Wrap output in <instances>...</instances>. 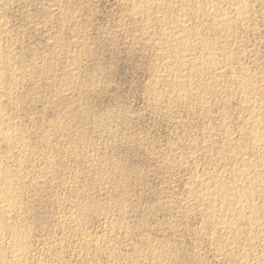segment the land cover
I'll return each mask as SVG.
<instances>
[{"label":"rangeland","instance_id":"rangeland-1","mask_svg":"<svg viewBox=\"0 0 264 264\" xmlns=\"http://www.w3.org/2000/svg\"><path fill=\"white\" fill-rule=\"evenodd\" d=\"M142 1L150 0H0V27L4 28L0 29V69L4 71L0 72L4 73L0 76L3 83V86L0 83V97H3L0 99V126L7 128L10 134L14 131L12 141L16 139L14 143L0 135V141L1 138L6 141L3 145L0 142V165L17 172L13 181L22 180V183L13 184L14 188L19 185L16 190L20 189L16 192L13 188V194L16 197L22 195V198L17 197L21 202L17 204L19 207L6 214L1 212L0 205V217L3 216L0 220L6 218L8 225L5 230L8 233L0 232L4 262L9 261L10 252L7 251L17 239L21 245H26H22L26 260L22 258L20 264L22 261L23 264H264V224L261 228L251 226L245 220H234V212L240 207L234 203L230 208L236 209L232 210L233 214L229 211L232 215L227 212L225 219L234 222V227L240 230L235 229L236 236H242L238 239L229 235L228 227L218 224V211L221 209L222 214L225 211L217 201L219 187H216L218 182L225 184L226 181L225 185L232 182L245 189L246 186L240 184L245 176L258 175L254 173L256 170L264 174V0H239L241 3L238 0H213L214 4L212 0H185L188 4L184 0H151L144 6ZM204 2H208L209 8ZM218 2L219 5L215 4ZM232 5H235L234 9ZM241 6L246 10L240 9ZM143 7L146 10H142ZM199 13L204 16L206 13L207 19ZM211 25L212 28L217 26L216 29ZM192 32L196 34L192 36ZM203 38L206 40H201ZM185 39H191V46ZM183 41L188 43L187 46ZM198 42L200 45L196 44ZM203 51L208 53L203 54ZM224 52L229 54L228 57ZM183 55H187L188 61ZM208 55L212 57L209 60ZM182 59L187 64L181 62ZM210 60L216 64L212 65ZM207 62L211 64L209 67ZM199 64L201 68H198ZM214 65L216 68L212 67ZM171 66L182 70H178L177 75V70ZM245 79L244 85L242 80ZM247 84L252 87L248 89L255 91L247 89L248 92ZM200 87L201 91L197 90ZM7 93H14L12 99ZM15 133L21 137H16ZM258 133L263 135L260 145L253 142V135ZM260 159L263 164H259L262 163ZM252 163L256 168H250ZM203 177L210 179L203 181ZM205 189L207 195L208 191L213 193L208 195L211 199L204 197ZM263 190H253L255 195L250 196L257 202L252 205L261 210L260 217L264 215ZM213 202L215 206H211ZM258 204L262 209L257 207ZM17 210H23V213ZM23 214L25 216L21 218ZM18 217L22 219L21 223ZM215 224H218L217 228ZM18 227H23L22 232ZM222 229L226 234L221 232ZM241 230L247 231L245 236ZM10 234H14L13 240ZM7 238L10 239L7 241ZM10 241L12 243H8ZM234 242L239 245L238 249ZM222 243H226L225 247ZM216 246L221 247L222 253Z\"/></svg>","mask_w":264,"mask_h":264},{"label":"bare ground","instance_id":"bare-ground-1","mask_svg":"<svg viewBox=\"0 0 264 264\" xmlns=\"http://www.w3.org/2000/svg\"><path fill=\"white\" fill-rule=\"evenodd\" d=\"M147 1H148V0H147ZM153 1H155V0H153ZM156 1H157V0H156ZM159 1H160V0H159ZM182 1H183V0H182ZM186 1H187V0H186ZM206 1H207V0H206ZM208 1H209V0H208ZM210 1H211V0H210ZM214 1H215V0H214ZM217 1H218V0H217ZM219 1H220V0H219ZM234 1H235V0H234ZM238 1H239V0H238ZM241 1H242V0H241ZM142 2H143V1H142ZM148 2H151V0L148 1ZM148 2H147V3H146V2H143V6H144L145 4H148ZM169 2H171V1H169ZM169 2H168V3H169ZM184 2H185V0H184ZM184 2H183V3H184ZM199 2H200V1H199ZM211 2H213V0H212ZM211 2H209V3H211ZM235 2H236V1H235ZM239 2H240V1H239ZM243 2H244V0H243ZM130 3H131V2H130ZM140 3H141V2H140ZM155 3H156V2H155ZM181 3H182V2H181ZM185 3H187V2H185ZM192 3H193V2H192ZM200 3H203V2L201 1ZM205 3H206V5H207L208 2H204V4H205ZM240 3H241V2H240ZM133 4H134V3H133ZM175 4H176V3H175ZM187 4H188V3H187ZM195 4H196V3H195ZM198 4H199V3H198ZM198 4H197V5H198ZM204 4H203V5H204ZM211 4H212V3H211ZM211 4H210V6H211ZM213 4H214V2H213ZM213 4H212V5H213ZM215 4L219 5V2H218V3H215ZM236 4H237V3H236ZM244 4H246V3H244ZM150 5L153 6L152 3H151ZM150 5H147V6L149 7ZM165 5H166V4H165ZM197 5H196V6H197ZM203 5H200V7L203 6ZM206 5H205V6H206ZM226 5H227V4H226ZM237 5H239V4H237ZM162 6H163V5H162ZM162 6H161V7H162ZM205 6H203V8H204ZM213 6H214V5H213ZM233 6H235V5H232V7H233ZM246 6H247V5H246ZM249 6H250V5H249ZM137 7L139 8V6H137ZM141 7H142V6H141ZM141 7H140V8H141ZM174 7H175V6H174ZM181 7H182V6H181ZM181 7H180V8H181ZM185 7H186V5H185ZM200 7H198V8L200 9ZM207 7H208V5H207ZM207 7H206V9H207ZM217 7H218V6H217ZM236 7H237V6H236ZM238 7H239V6H238ZM241 7H242V6H241ZM143 8H144V7H143ZM146 8H147V7H146ZM168 8H169V7H168ZM172 8H173V7H172ZM180 8H179V9H180ZM183 8H184V7H183ZM183 8H182V10H181V9H180V10L183 11V10L185 9V8H184V9H183ZM196 8H197V7H196ZM208 8H209V7H208ZM187 9H188V8H187ZM191 9H192V8H191ZM213 9H215V8L212 7V10H213ZM217 9H218V8H217ZM217 9H216V11L214 10V11L216 12V14H215V12H214L215 15H217V13H218V10H217ZM221 9H222V8H221ZM221 9H220V10H221ZM233 9H234V7H233ZM233 9H232V10H233ZM240 9H243V7L240 8ZM244 9L246 10V8H244ZM244 9H243V10H244ZM142 10H146V9L144 8V9H142ZM173 10L175 11V9H173ZM177 10H178V9H177ZM185 10H186V9H185ZM197 10H198V9H197ZM202 10H203V9H202ZM209 10H211V9H209ZM212 10H211V11H212ZM222 10H223V9H222ZM228 10H229V9H228ZM235 10H236V8H235ZM238 10H239V8H238ZM138 11H139V10H138ZM148 11H149V10H148ZM167 11H168V10H167ZM203 11H204V10H203ZM203 11H202V13H203ZM207 11H208V10H207ZM207 11H206V12H207ZM233 11H234V10H233ZM239 11H240V10H239ZM170 12H171V10H170L168 13L170 14ZM175 12H176V11H175ZM178 12H179V10H178ZM183 12L185 13V11H183ZM186 12H187V11H186ZM188 12H189V11H188ZM190 12H191V11H190ZM194 12H196V9H195ZM194 12H193V13H194ZM200 12H201V11H200ZM204 12H205V11H204ZM208 12H209V11H208ZM224 12H225V11H224ZM224 12H223V13H224ZM237 12H238V11H237ZM240 12H241V11H240ZM243 12H245V11H243ZM172 13H174V12L172 11ZM176 13H177V12H176ZM193 13H192V15H193ZM211 13H212V12H211ZM226 13H227V12H226ZM229 13H230V12H229ZM232 13H233V12H232ZM144 14H145V13H144ZM177 14H178V13H177ZM188 14H189V13H188ZM197 14H198V13H197ZM199 14H201V13H199ZM149 15H150V14H149ZM171 15H172V14H171ZM171 15H170V16H171ZM201 15H202V14H201ZM201 15H200V16H201ZM207 15L209 16V14H207ZM210 15H211V14H210ZM219 15H220V14H219ZM223 15H224V14H223ZM227 15H228V14H227ZM239 15H240V14H239ZM244 15H245V14H244ZM136 16H137V15H136ZM179 16H180V15H179ZM182 16H183V15H182ZM185 16H186V14H185ZM193 16H194V15H193ZM196 16H197V15H196ZM203 16H204V15H202V17H203ZM211 16H212V15H211ZM221 16H222V15H221ZM224 16H225V15H224ZM228 16H230V14H229ZM245 16H246V15H245ZM152 17H153V16H152ZM171 17H172V16H171ZM173 17H174V15H173ZM173 17H172V18H173ZM176 17H177V15H176ZM176 17H174V18H176ZM198 17H199V16H198ZM216 17H218V16H216ZM234 17H236V16H234ZM240 17H241V16H240ZM194 18H195V16H194ZM200 18H201V17H200ZM204 18L207 19V17H206V13H205ZM204 18H203V19H204ZM208 18H209V17H208ZM213 18H214V16H213ZM218 18H219V17H218ZM222 18H223V16H222ZM225 18H226V16H225ZM245 18H246V17H245ZM153 19H154V18H153ZM155 19H156V18H155ZM157 19H158V18H157ZM164 19H165V18H164ZM177 19H179V18H177ZM180 19H181V18H180ZM182 19H183V17H182ZM182 19L179 20V22H180V21L182 22ZM196 19H197V18H196ZM210 19H212V18L210 17ZM210 19H209V20H210ZM220 19H221V18H220ZM235 19H236V18H235ZM237 19H238V18H237ZM237 19H236V20H237ZM241 19H242V18H241ZM167 20H168V19H167ZM169 20H170V19H169ZM186 20H187V19H186ZM199 20H200V19H199ZM230 20H231V19H230ZM230 20H229V21H230ZM245 20H246V19H245ZM155 21H156V20H155ZM176 21H177V20H176ZM197 21H198V19H197ZM212 21H213V20H212ZM214 21H216L215 18H214ZM217 21H219V20H217ZM229 21H227V22H229ZM242 21H243V20H242ZM150 22H151V21H150ZM171 22H172V21H171ZM179 22H178V23H179ZM181 22H180V23H181ZM188 22H189V21H188ZM188 22H187V24H188ZM200 22H201V20H200ZM206 22H207V21H206ZM223 22H224V23H223ZM223 22H222V23H223V25H224L226 21L223 20ZM237 22H238V21H237ZM163 23H164V22H163ZM176 23H177V22H176ZM183 23H184V22H183ZM183 23H181V24L183 25ZM195 23H196V22H195ZM222 23H221V25H220L221 27L223 26ZM197 24H198V23H197ZM204 24H205V23H204ZM208 24H209V23H208ZM216 24H217V22H216ZM227 24H228V23H227ZM230 24H231V21H230ZM174 25H176V24H174ZM174 25H173V26H174ZM185 25H186V22H185ZM185 25H184V26H185ZM205 25H207V24H205ZM209 25H210V24H209ZM212 25H213V24H212ZM212 25H211V28H212ZM217 25H218V24H217ZM0 26H1V25H0ZM144 26H145V24H144ZM179 26H180V25H179ZM215 26H216V25H215ZM224 26H225V25H224ZM228 26H230V25H228ZM231 26H232V24H231ZM2 27H3V26H2ZM168 27H169V26H168ZM175 27H176V26H175ZM182 27H183V26H182ZM191 27H192V26H190V29H191ZM216 27H217V26H216ZM216 27H213V28L216 29ZM176 28H177V27H176ZM178 28L181 29V27H178ZM185 28H186V26H185ZM193 28H194V27H193ZM213 28H212V29H213ZM224 28H226V27H224ZM0 29H4V28H1V27H0ZM165 29H166V28H165ZM171 29H174V28H171ZM196 29H199V28L197 27ZM208 29H209V28H208ZM217 29H219V28H217ZM221 29H222V28H221ZM221 29H220V30H221ZM232 29H233V26H232V28H231L230 30H232ZM163 30H164V29H163ZM166 30H168V29H166ZM169 30H170V27H169ZM183 30H184V29H183ZM185 30H186V29H185ZM192 30H193V29H192ZM222 30H223V29H222ZM226 30H228L227 32H229V29H226ZM0 31H1V30H0ZM170 31H171V30H170ZM178 31H181V30H178ZM186 31H187V30H186ZM186 31H185V32H186ZM194 31L197 32L196 30H194ZM205 31H206V30H205ZM208 31H209V30H208ZM211 31H212V30H211ZM214 31H215V33H216L217 30H214ZM223 31H225V29H224ZM165 32H166V31H165ZM173 32H174V31H173ZM176 32H177V31H176ZM182 32H183V31H182ZM187 32H188V31H187ZM198 32H199V31H198ZM227 32H225V34H226ZM169 33H170V32H169ZM169 33H168V34H169ZM171 33H172V32H171ZM171 33H170V35H171ZM208 33H209V32H208ZM215 33H214V34H215ZM218 33H220V32H218ZM221 33L223 34V32H221ZM229 33H230V32H229ZM229 33H227V35H229ZM166 34H167V33H166ZM166 34H162V35H166ZM168 34H167V35H168ZM172 34H173V33H172ZM174 34H175V32H174ZM176 34H177V33H176ZM176 34H175V35H176ZM178 34H179V33H178ZM186 34H187L186 36L188 37V33H186ZM192 34H193V32H192ZM195 34H196V33H194L192 36H194ZM211 34H212V33H211ZM182 35H183V34H182ZM189 35H190V34H189ZM197 35H198V34H197ZM197 35L195 36V38H198ZM199 35H200V33H199ZM201 35H202V34H201ZM0 37H1V35H0ZM168 37H169V36H168ZM171 37H172V36H171ZM178 37H179V36H177V38H178ZM205 37H206V36H205ZM232 37H233V35H232ZM161 38H162V37H161ZM181 38H182V37H181ZM185 38H186V37H185ZM188 38H189V37H188ZM191 38H192V37H191ZM2 39H3V38H2ZM170 39H171V38H170ZM170 39H169V40H170ZM172 39H173V38H172ZM172 39H171V40H172ZM175 39H176V38H175ZM179 39H180V37L178 38V40H179ZM199 39H200V38H199ZM199 39H198V40H199ZM171 40H170V41H171ZM185 40H187V39H185ZM189 40H191V39H189ZM189 40H187L188 43H189ZM192 40H193V39H192ZM194 40H195V39H194ZM198 40H197V41H198ZM201 40H206V39L203 38V39H201ZM180 41H181V40H180ZM199 41H200V40H199ZM217 41H218V40H217ZM0 42H1V41H0ZM160 42H161V41H160ZM171 42H172V41H171ZM171 42H169V43H171ZM175 42H177V41L175 40ZM185 42H186V41H183V43H185ZM205 42H206V44L208 45V43H207L208 40L205 41ZM163 43H164V42H163ZM188 43H187V44H188ZM193 43H194V42H193ZM201 43H202V42H201ZM203 43H204V42H203ZM187 44L185 43L186 46H187ZM196 44H199V42L196 43ZM210 44H211V43H209V45H210ZM212 44H213V43H212ZM0 45H1V44H0ZM161 45H163V44H161ZM165 45H166V44H165ZM177 45H178V44H177ZM179 45H180V42H179ZM185 45H184V46H185ZM189 45H190V43H189ZM199 45H200V44H199ZM216 45H217V44H216ZM218 45H219V44H218ZM173 46H174V45H173ZM180 46H181V45H180ZM180 46H179V47H180ZM186 46H185V48H186ZM190 46H191V45H190ZM202 46L204 47L205 45L202 44ZM202 46H201V48H202ZM210 46H212V45H210ZM193 47H194V46H193ZM197 47H198V46H197ZM167 48H169V49L171 50V47H167ZM174 48H175V47H174ZM181 48H182V47H181ZM206 48H207V47H205V49H206ZM212 48H214V50H215V47H214V46H213ZM217 48H218V47H217ZM169 49H168V50H169ZM172 49H173V48H172ZM183 49H184V48H183ZM188 49H190V48H188ZM188 49H187V50H188ZM191 49H192V48H191ZM199 49H200V48H199ZM202 49H203V48H202ZM208 49H209V47H208ZM218 49H219V48H218ZM218 49L216 50L217 52H218ZM4 50H5V49H4ZM8 50H9V49H8ZM168 50H167V51H168ZM170 50H169V51H170ZM174 50H176V49H174ZM174 50H172V51H174ZM178 50L181 51V49H178ZM206 50H207V49H206ZM219 50H220V49H219ZM223 50H224V49H223ZM182 51H186V50H182ZM182 51H181V52H182ZM193 51H194V50H193ZM193 51H192V53H193ZM3 52H4V51H3ZM159 52H160V51H159ZM174 52H175V51H174ZM213 52H214V54H215V51H213ZM222 52H223V51H222ZM1 53H2V52H1ZM162 53H163V52H162ZM176 53H177V52H176ZM183 53H184V52H183ZM186 53H187V52H186ZM189 53H190V52H189ZM192 53H191V54H192ZM205 53H208V52L206 51ZM205 53H204V51H203V54H205ZM209 53L211 54V51H209ZM224 53H225V52H224ZM231 53H232V52H231ZM6 54H8V53H6ZM200 54H201V53H200ZM210 54H209V55H210ZM214 54H213V55H214ZM218 54H219V53H217V55H218ZM225 54H227V53H225ZM233 54H234V53H233ZM2 55H3V54H2ZM187 55H188V54H187ZM187 55H185V57H186ZM195 55H196V54H195ZM195 55L193 54L192 56H195ZM209 55H208V60H209L210 58H212V57H211L212 54H211L210 58H209ZM217 55H216V56H217ZM222 55L224 56V54H221V56H222ZM228 55H229V54H227V57H228ZM4 56H5V54H4ZM160 56H161V55H160ZM177 56H178V55H177ZM216 56H213V58H214V57L216 58ZM221 56H220V57H221ZM0 57H1V56H0ZM8 57H9V56H8ZM161 57H162V56H161ZM169 57H171V59H174V57H172V56H169ZM182 57H184V55H183ZM182 57L179 56V58H182ZM185 57H184V59H185ZM196 57H197V55H196ZM227 57H226V58H227ZM230 57H233V56L231 55ZM230 57H229V59H230ZM167 58H168V56H167ZM222 58H223V57H222ZM224 58H225V57H224ZM235 58H236V57H235ZM6 59H7V58H6ZM12 59H13V58H12ZM177 59H178V57H177L176 59H174V60L177 61ZM184 59H182L181 62H183ZM188 59H190V57H189ZM195 59H196V58H195ZM206 59H207V58H206ZM206 59H205V60H206ZM232 59H234V58H231L230 60H232ZM0 60H1V59H0ZM3 60H4V59H3ZM168 60H169V59H168ZM179 60H180V59H179ZM190 60H191V59H190ZM190 60H189V61H190ZM202 60H203V59H202ZM202 60H201V61H202ZM208 60H207V61H208ZM218 60H219V59H218ZM218 60H217V61H218ZM227 60H228V59H227ZM11 61H12V60H11ZM176 61H175V62H176ZM185 61H188L187 58L185 59ZM185 61H184V62H185ZM192 61H193V59H192ZM198 61H199V60H198ZM198 61H197V62H198ZM213 61H214V60H210V62L212 63V65H213V64H216V63H213ZM217 61H215V62H217ZM228 61H229V60H228ZM4 62H6V61H4ZM8 62H9V61H8ZM166 62H168V61H166ZM184 62H183V63H184ZM197 62L195 61V63H197ZM199 62H200V61H199ZM199 62H198V63H199ZM202 62H203V61H202ZM202 62H201V64H202ZM2 63H3V61H2ZM169 63H170V62H169ZM177 63H178V62H177ZM185 63H186V62H185ZM190 63H191V61H190ZM5 64H6V63H5ZM173 64H174V61H173ZM180 64H181V63H180ZM186 64H187V63H186ZM186 64H184L185 67L187 66ZM192 64H193V62H192ZM203 64H204V63H203ZM207 64H208V62H207ZM207 64H206V65H207ZM1 65H4V64H1ZM170 65H172V64H170ZM188 65H189V64H188ZM197 65H198V64H197ZM209 65H211V64L209 63V64H208V67H209ZM175 66H176V65H175ZM175 66H171V67H172V68H175ZM191 66H192V65H191ZM202 66H203V65H202ZM5 67L8 68L9 65L7 66V64H6ZM5 67H4V68H5ZM13 67H14V66H13ZM168 67H169V66H168ZM168 67H166V68L169 69ZM178 67H179V66H177V68H178ZM194 67H196V66L194 65ZM203 67H204V66H203ZM203 67H202V69H203ZM212 67L216 68L215 65L212 66ZM212 67H211V68H212ZM220 67H221V66H220ZM1 68H2V70H3V67H2V66H1ZM182 68H183V66H182ZM198 68H201V65H200V64H199V67H198ZM9 69H10V68H9ZM11 69H12V68H11ZM170 69H171V68H170ZM175 69H176V68H175ZM186 69H187V67H186ZM192 69H193V67H192ZM208 69H209V68H208ZM212 69H213V68H212ZM219 69H221V68H219ZM219 69H218V70H219ZM223 69H224V68H223ZM225 69H227V68H225ZM233 69H234V68H233ZM14 70H15V69H14ZM14 70H13V72H14ZM23 70H24V69H23ZM173 70H174V69H173ZM176 70H177V69H176ZM176 70H174V71H176ZM178 70H180V68H178ZM178 70H177L176 74L179 72ZM181 70H182V69H181ZM181 70H180V71H181ZM196 70H197V69H195V72H196ZM199 70H200V69H199ZM199 70H198V71H199ZM203 70H204V69H203ZM206 70H207V68H206ZM210 70H211V69H210ZM210 70H209V71H210ZM215 70H216V69H215ZM240 70H241V69H240ZM5 71H7V69H6ZM170 71H172V69H171ZM192 71H193V70H192ZM198 71H197V72H198ZM221 71H222V70H221ZM221 71H220V72H221ZM224 71H225V70H224ZM0 72H4V71H1V69H0ZM17 72H18V71H16L15 73H17ZM200 72H201V71H200ZM203 72H204V71H202L201 73H203ZM212 72H213V71H212ZM212 72H211V73H212ZM218 72H219V71H218ZM231 72H232V71H231ZM10 73H11V72H10ZM10 73H9V74H10ZM18 73H19V72H18ZM18 73H17V75H18ZM20 73H21V72H20ZM192 73H194V72H192ZM192 73H190V75H191ZM207 73H208V72H207ZM213 73H214V72H213ZM234 73H235V72H234ZM0 74H1V73H0ZM3 74H4V73H2L0 76H2ZM21 74H22V73H21ZM180 74H181V73H180ZM194 74H195V73H194ZM197 74H198V73H197ZM203 74H205V73H203ZM203 74H202V76H203ZM208 74H210V73H208ZM214 74H216V73H214ZM214 74H212L213 77L215 76ZM217 74H218V73H217ZM217 74H216V75H217ZM219 74H220V73H219ZM229 74H230V73H229ZM246 74H247V73H246ZM7 75H8V74H7ZM7 75H6V76H7ZM11 75H12V74H10V77H11ZM15 75H16V74H14V76H15ZM177 75H178V74H177ZM190 75H189V76H190ZM195 75H196V74H195ZM181 76H182V75H181ZM208 76H209V75H208ZM208 76H206V77H208ZM252 76H253V75H252ZM3 77H4V76H3ZM12 77H13V75H12ZM15 77H16V76H15ZM17 77H18V76H17ZM20 77H21V76H20ZM175 77H176V76H175ZM197 77H198V76H197ZM213 77H212V78H213ZM215 77H218V76H215ZM4 78H5V77H4ZM18 78H19V77H18ZM18 78H17V80H18ZM176 78H177V77H176ZM181 78H182V77H181ZM210 78H211V75H210ZM236 78H237V77H236ZM0 79L2 80L1 77H0ZM172 79H173V78H172ZM178 79H179V77H178ZM178 79H177V80H178ZM200 79H201V78H200ZM4 80H5V79H4ZM10 80H11V79H10ZM198 80H199V79H198ZM237 80H238V79H237ZM12 81H13V80H12ZM172 81H173V80H172ZM178 81H179V80H178ZM194 81H196V80H194ZM249 81H250V79H249ZM249 81H248V82H249ZM17 82H18V81H17ZM203 82H204V81H203ZM242 82H243V83L246 82V79H245V81L242 80ZM242 82H241V83H242ZM0 83H2V81H0ZM12 84H13V83H12ZM12 84H11V85H12ZM168 84H169V83H168ZM175 84H176V83H175ZM178 84H179V83H178ZM190 84H191V83H190ZM200 84H201V83H200ZM203 84H204V83H203ZM238 84H239V83H238ZM245 84H246V83H244V85H245ZM250 84H253V83H250ZM17 85H18V84H17ZM172 85H173V83H172ZM180 85H182V84H180ZM205 85H206V84H205ZM205 85H204V86H205ZM207 85H208V84H207ZM253 85H254V84H253ZM257 85H258V84H257ZM2 86H3V83H2ZM2 86H1V87H2ZM178 86H179V85H178ZM208 86H209V85H208ZM214 86H215V85H214ZM233 86H234V85H233ZM238 86H239V87H242V84H241V85H238ZM1 87H0V88H1ZM182 87H183V86H182ZM182 87H181V88H182ZM201 87H202V86H201ZM201 87H200L199 89H197V90H200ZM245 87H246V90H247L248 88H252V87H250V85H248V84H247V86H245ZM254 87H255V86H254ZM263 87H264V86H263ZM176 88H177V86H176ZM183 88H184V87H183ZM196 88H197V87H196ZM211 88H213V87H211ZM235 88H236V87H235ZM255 88H256V87H255ZM257 88H258V87H257ZM2 89H4V88H2ZM5 89H6V88H5ZM9 89H10V88H8L7 90L9 91ZM11 89H13V88L11 87ZM16 89H17V88H16ZM174 89H175V86H174ZM185 89H187V87H185ZM190 89H191V88H190ZM192 89H193V87H192ZM202 89H203V88H202ZM207 89H209V87H207ZM241 89H243V88H241ZM241 89H240V90H241ZM188 90H189V89H188ZM204 90H205V89H204ZM234 90H235V89H234ZM248 90H250V89H248ZM248 90H247V91H248ZM251 90H254V89H251ZM251 90H250V91H251ZM256 90H257V89H256ZM4 91H5V90H4ZM12 91H13V90H12ZM175 91H176V90H175ZM179 91H181V90L179 89ZM183 91H184V90H183ZM200 91H201V90H200ZM241 91H242V90H241ZM254 91H255V90H254ZM0 92H1V91H0ZM5 92H6V91H5ZM5 92H3V93H5ZM10 92H11V90H10ZM15 92H16V90H15ZM192 92H193V91H192ZM197 92H198V91H197ZM197 92H196V94H197ZM203 92H204V91H203ZM205 92H206V91H205ZM209 92H210V91H209ZM211 92H213V91H211ZM211 92H210V93H211ZM242 92H243V91H242ZM244 92H245V90H244ZM248 92H249V91H248ZM180 93H181V92H180ZM187 93H188V91H187ZM194 93H195V88H194ZM250 93H251V92H250ZM250 93H245V94H250ZM7 94H11V96H10V95L8 96V97L10 98V97L13 96L14 93H13V94H12V93H7ZM178 94H179V92H178ZM181 94H183V93H181ZM190 94H193V93H190ZM245 94H244V96H245ZM253 94H254V93H253ZM2 95H3V94H2ZM4 95H6V94H4ZM4 95H3V96H4ZM15 95H16V94H15ZM171 95H172V94H171ZM205 95H206V94H205ZM213 95H214V94H213ZM241 95H242V94H241ZM251 95H252V94H250L249 96H251ZM6 96H7V95H6ZM181 96H182V95H181ZM181 96H180V97H181ZM186 96H187V95L185 94L184 97H182V98L185 99ZM188 96L190 97V95H188ZM196 96H198V94H197ZM201 96H202V95H201ZM203 96H204V95H203ZM254 96H255V95H254ZM8 97H7V98H8ZM170 97H171V96H170ZM199 97H200V96H199ZM247 97H248V96H246V98H247ZM251 97H253V96H251ZM1 98H3V97L1 96L0 99H1ZM193 98H194V97H193ZM200 98H201V97H200ZM213 98H214V97H213ZM246 98H245V99H246ZM253 98H254V97H253ZM10 99H12V98H10ZM10 99H9V101H11ZM14 99H15V98H14ZM14 99H13V100H14ZM243 99H244V97H243ZM248 99H249V97H248ZM250 99H251V98H250ZM3 100H4V99H3ZM178 100H179V99H178ZM195 100H196V99H195ZM210 100H211V99H210ZM246 100H247V99H246ZM246 100H245V101H246ZM251 100H252V99H251ZM0 101H1V100H0ZM4 101H5V100H4ZM14 101H15V100H14ZM14 101H13V102H14ZM179 101H180V100H179ZM248 101H250V100H248ZM5 102H6V101H5ZM201 102H202V101H201ZM207 102H208V101H207ZM196 103H197V102H196ZM202 103L204 104V102H202ZM246 103H247V102H246ZM199 104H200V103H199ZM247 104H249V102H248ZM247 104H246V105H247ZM256 104H257V103H256ZM8 105H9V104H8ZM200 105H201V104H200ZM239 105H240V104H239ZM249 105H250V104H249ZM5 106H6V105H5ZM252 106H253V105H252ZM0 108H1V107H0ZM246 108H247V107H246ZM253 108H254V107H253ZM253 108H252V109H253ZM243 109L245 110V108H243ZM247 110H248V109H247ZM0 111H1V110H0ZM207 111H208V110H207ZM1 112H2V111H1ZM1 112H0V113H1ZM222 112H223V111H222ZM208 113H209V112H208ZM226 113H227V111H226ZM246 113H247V112H246ZM253 113H254V112H253ZM224 114H225V113H224ZM227 114H228V113H227ZM1 115H2V114H1ZM3 116H4V115H3ZM10 116H11V115H10ZM219 116H220V115H219ZM246 116H247V115H246ZM253 116H254V115H253ZM1 117H2V116H1ZM8 118H9V117H8ZM10 118H12V117H10ZM219 118H220V117H219ZM0 119H1V118H0ZM3 119H4V118H3ZM258 119H259V118H258ZM247 120H248V119H247ZM248 121H249V120H248ZM0 122H1V120H0ZM2 122H3V120H2ZM7 122H8V121H7ZM224 122H225V121H224ZM251 122L253 123V121H251ZM255 122H256V121H255ZM257 122H258V121H257ZM9 123H10V122H9ZM243 123H244V122H243ZM3 124L6 125L7 123H6V124L3 123ZM3 124H1V125H3ZM224 124H225V123H224ZM253 124H255V123H253ZM7 125H8V124H7ZM9 125H10V124H9ZM12 126H13V125H12ZM248 126H249V125H248ZM251 126H252V125H251ZM259 126H260V124H259ZM259 126H258V127H259ZM5 127H7V126H5ZM8 127H10V126H8ZM14 127H15V126H14ZM221 127H223V126H221ZM224 127H225V125H224ZM256 127H257V126H256ZM260 127H262V126H260ZM12 128H13V127H12ZM12 128L10 127V129H12ZM218 128H219V127H218ZM247 128H248V127H247ZM254 128H255V127H254ZM254 128H253V126H252V130H254ZM262 128H263V127H262ZM8 129H9V128H8ZM15 129H16V128H15ZM224 129H225V128H224ZM240 129H241V127H240ZM257 129H258V128H257ZM13 130H14V128H13ZM16 130H17V129H16ZM252 130H250V131H252ZM261 130H263V129H261ZM10 131H11V130H10ZM211 131H212V130H211ZM259 131H260V130H259ZM263 131H264V130H263ZM11 132L14 133V131H11ZM15 132H16V131H15ZM215 132H216V131H215ZM12 133H11V134H12ZM246 133H247V132H246ZM259 133H260V132H259ZM259 133H258V135H256V134L253 135V142H254V143H258V145H260L259 142L262 140L261 137L264 135V134H263V135L261 136ZM11 134H10L9 130H7V128L4 129V128H1V126H0V135H1L2 138L6 139L7 141H12V136H11ZM15 134H16L17 136L14 135V137H15V136H16V137H18V136L21 137L20 134H19V135H18L17 133H15ZM252 134H254V133H252ZM252 134H251V135H252ZM261 134H262V133H261ZM25 135H26V134H25ZM251 135H249V136H251ZM259 135H260V136H259ZM249 136H248V137H249ZM14 137H13V139H14ZM16 137H15V138H16ZM223 137H224V136H223ZM2 138H1V141H2ZM226 138L228 139L229 137H226ZM245 139H246V138H245ZM14 140L16 141V139H14ZM224 140H226V139H224ZM242 140H243V139H242ZM247 140H248V139H247ZM249 140H250V139H249ZM1 141H0V142H1ZM15 141H12V142L15 143ZM21 141H22V139H21ZM21 141H20V142H21ZM25 141H26V140H24V142H25ZM228 141H229V139H228ZM228 141L226 140L227 143H229ZM230 141H231V140H230ZM251 141H252V139H251ZM251 141H250V143H251ZM3 142H6V141H5V140L2 141V145H3ZM12 142H11V143H12ZM242 142H243V141H242ZM261 142H262V141H261ZM261 142H260V143H261ZM14 143H13V144H14ZM234 143H235V142H234ZM236 143H237V142H236ZM250 143H249V144H250ZM263 143H264V140H263ZM263 143H262V144H263ZM18 144H19V142H18ZM21 144H22V143H21ZM241 144H242V143H241ZM10 145H11V144H10ZM22 145H23V144H22ZM213 145H214V144H213ZM221 145H222V144H221ZM223 145H224V144H223ZM225 145H226V144H225ZM230 145H231V144H230ZM238 145H239V144H238ZM242 145H243V144H242ZM246 145H247V144H246ZM263 145H264V144H263ZM6 146H7V145H6ZM16 146H17V145H16ZM20 146H21V145H20ZM23 146H24V145H23ZM23 146H22V149H23ZM252 146H254V145L252 144ZM261 146H262V145H261ZM13 147H14V145H13ZM226 147H228V146L226 145ZM254 147H255V146H254ZM19 148H20V147H19ZM27 148H28V147H27ZM228 148H229V147H228ZM228 148H227V149H228ZM262 148H263V146H262ZM8 149H9V148H8ZM223 149H225V146H224ZM223 149H222V151L224 152ZM230 149H231V148H230ZM234 149H235V148H234ZM244 149H245V147H244ZM246 149H247V148H246ZM258 149H259V148H258ZM258 149H256V150H258ZM0 150H1V149H0ZM10 150H12V149H10ZM25 150H26V149H25ZM28 150H29V148H28ZM225 150H226V149H225ZM254 150H255V148L253 149V151H254ZM7 151H8V150H7ZM15 151H17V150H15ZM29 151H30V150H29ZM226 151H227V150H226ZM238 151H239V150H238ZM244 151H245V150H244ZM259 151H260V150H259ZM5 152H6V151H5ZM219 152H220V150H219ZM223 152H222V154L225 153V152H224V153H223ZM231 152H232V151H231ZM0 153H1V152H0ZM18 153H19V152H18ZM217 153H218V152H217ZM244 153H245V152H244ZM246 153H247V152H246ZM27 154H28V153H27ZM5 155H6V154H5ZM7 155H8V154H7ZM230 155H231V154H230ZM238 155H239V154H238ZM246 155H247V154H246ZM250 155H251V154H250ZM260 155H261V154H260ZM217 156H218V155H217ZM222 156H223V155H222ZM226 156H227V155H226ZM263 156H264V155H263ZM0 157H1V156H0ZM2 158H4V157H2ZM7 158H8V157H7ZM224 158H225V157H224ZM236 158H237V157H236ZM244 158H245V157H244ZM5 159H6V158H5ZM8 159H9V158H8ZM14 159H15V158H14ZM16 159H17V158H16ZM253 159H254V158H253ZM263 159H264V158H263ZM263 159H260V160L262 161ZM245 160H246V159H245ZM258 160H259V159H258ZM258 160H257V162H258ZM249 161H250V160H249ZM49 162H50V161H49ZM241 162L243 163V161H241ZM244 162H245V161H244ZM246 162H247V161H246ZM255 162H256V161H255ZM4 163H5V162H4ZM13 163H14V162H13ZM247 163H248V162H247ZM253 163H254V162H253ZM253 163H252V167H250V168H256V167H253ZM258 163H259V162H258ZM6 164H7V163H6ZM6 164H5V165H6ZM11 164H12V163H11ZM237 164H238V163H237ZM244 164H245V163H244ZM254 164H255V163H254ZM259 164H263V161H262V163H259ZM259 164H258V165H259ZM5 165H4V166H5ZM17 165H18V164H17ZM17 165H16V166H17ZM24 165H25V164H24ZM33 165H34V164H33ZM45 165H46V164H45ZM52 165H53V164H52ZM2 166H3V165H2ZM4 166H3V167H4ZM7 166H8V165H7ZM18 166H19V165H18ZM22 166H23V165H22ZM233 166H234V165H233ZM244 166H245V165H244ZM244 166H243V167H244ZM246 166H247V165H246ZM246 166H245V167H246ZM249 166H251V165H249ZM254 166H255V165H254ZM256 166H257V165H256ZM259 166H260V165H259ZM259 166H258V167H259ZM5 167H6V166H5ZM245 167H244V168H245ZM258 167H257V169L260 168V167H259V168H258ZM11 168H12V167H11ZM13 168H14V167H13ZM15 168H16V167H15ZM17 168H18V167H17ZM17 168H16V170H17ZM44 168H45V167H44ZM244 168H243V169H244ZM247 168H248V166H247ZM21 169H22V168H21ZM225 169H226V168H225ZM241 169H242V167H241ZM248 169H249V168H248ZM11 170H13V169H11ZM14 170H15V169H14ZM215 170H216V169H215ZM223 170H224V169H223ZM237 170H239V169H237ZM237 170H236V171H237ZM245 170H246V168H245ZM249 170L251 171V169H249ZM17 171H18V170H17ZM27 171H28V170H27ZM30 171H31V170H30ZM226 171H227V170H226ZM241 171L243 172V170H241ZM250 171H249V173H251ZM259 171H260V170H259ZM223 172H224V171H223ZM252 172H253V171H252ZM16 173H17V172H16ZM16 173H14V171L11 172V171H10V168H9V169H7V168H1V165H0V205H1V212L3 211V212L6 213V214H10V213H12L13 211H15L16 206L19 207V206H18V205H19L18 203H21V202H18V200H20V199H18L17 197H21L22 195H21V196L18 195V196L16 197V194H13V193H14V191H13V188H14V187H13V184H14V182H15V181H13V178H14V177H17V176H16ZM18 173H19V172H18ZM21 173H22V172H21ZM216 173H217V172H216ZM243 173H244V172H243ZM243 173H242V174H243ZM254 173H258V175L253 174L252 176H250L251 174L248 175V173H246L248 176L246 177V176L244 175V176H245L244 181H242L243 179L241 180L240 184H244V186H246L245 189L240 188V187L238 186V184H237V185L232 184V182H231V185H229V184H228V185H225V184H226V181H225V184H222V183L219 184V182L217 183L218 186H217V184H216V187H219V189L215 188V189L218 190V192H217V193H218V198H217V196H216L217 193L214 194V195L216 196L217 201L221 204L220 206H221V208H223V210L225 211V213L222 214L223 211L220 209L221 211H220V210L218 211L219 214L216 213L215 215L217 216V214H218V216H217V217H218V218H217V219H218V224H220V225L222 224V225L228 227V230L230 231V234H229V233H228V234H229V235L232 234L233 237H235V236H236V233H237L235 229H237V231H238L239 229H238V228H235V227H237V226L234 227V222L227 221V219H225V214H226L227 212H228V214H230L229 211H231V213H232V210H235V209H236V208L231 209V208L233 207V206L231 207V205L234 204V203L239 204L238 206H240L239 209H238L237 211L234 212V215H233L234 220H235V219H236V220H239V221H240V220H245V221H247V223H248L249 225H251V226H257V227H258V226L260 227L261 225L264 224V222H262V219H263V218H261V217L264 216V215H261V217H260L259 212H260L261 210H258V209L256 208V206H253V205H252V203H254L256 200H254V199L252 198L253 195H251V194H254V195H255V193L253 192V190H254V191H255L256 189L258 190V188H259V189L261 188V190L264 189V176H263L264 174H262V175L259 174L260 172H257V170H256ZM221 174H222V173H221ZM244 174H245V173H244ZM21 175H22V174H21ZM21 175H19V176H21ZM31 175H32V174H31ZM39 175H40V174H39ZM222 175H223V174H222ZM23 176H24V175H23ZM210 176H211V175H210ZM212 176H213V175H212ZM214 176H215V175H214ZM217 176H218V175H217ZM217 176H215V177H217ZM232 176H233V175H232ZM240 176H241V175H240ZM28 177H29V176H28ZM28 177H26V178H28ZM35 177H36V176H35ZM206 177H207V176H206ZM220 177H221V176H220ZM220 177H218V179H219ZM241 177H242V176H241ZM241 177H240V178H241ZM20 178H21V177H20ZM208 178H209V177H208ZM208 178H207V179H208ZM211 178H212V177H211ZM235 178H236V177H234V179H235ZM240 178H239V179H240ZM242 178H243V177H242ZM16 179H17V178H15V180H16ZM21 179H22V178H21ZM31 179H32V178H31ZM35 179H36V178H35ZM195 179H196V178H195ZM203 179H204L203 181H206V180H207V179L205 180L204 177H203ZM209 179H210V178H209ZM218 179H217V181H218ZM221 179H222V178H221ZM221 179H220V180H221ZM18 180H19V179H17V181H16L17 183H22V182H21L22 180H21L20 182H19ZM26 180H27V179H26ZM37 180H38V179H37ZM37 180H36V181H37ZM222 180H223V179H222ZM236 180H238V179H236ZM195 181H196V180H195ZM198 181H200V180H198ZM208 181H209V180H208ZM212 181H213V180H211V182H212ZM227 181H228V180H227ZM231 181H232V180H231ZM234 181H235V180H234ZM239 181H240V180H239ZM16 182H15V183H16ZM209 182H210V181H209ZM215 182H216V181H214V183H215ZM228 182H229V181H228ZM228 182H227V183H228ZM235 182H236V181H235ZM235 182H234V183H235ZM198 183H199V182H198ZM198 183H197V184H198ZM200 183L202 184V181H201ZM207 183H208V182H207ZM238 183H239V182H238ZM31 184H32V183H31ZM203 184H204V183H203ZM211 184H212V183H210V185H211ZM235 184H236V183H235ZM245 184H246V185H245ZM213 185L215 186V184H213ZM213 185H212V186H213ZM14 186H15V185H14ZM17 186H19V185H17ZM17 186H16V187H17ZM21 186H22V185H21ZM21 186H20V188H21ZM198 186H199V185H198ZM200 186H201V185H200ZM208 186H209V183H208ZM208 186H207V187H208ZM214 186H213V187H214ZM237 186H238L241 190H239V188H237ZM16 187H15V188H16ZM195 187H196V186H195ZM203 187H205V186H203ZM242 187H243V186H242ZM15 188H14V189H15ZM18 188H19V187H18ZM18 188H17V190H18ZM22 188H23V186H22ZM32 188H33V187H32ZM32 188H31V189H32ZM35 188H38V187H35ZM27 189H28V188H27ZM199 189H200V188H199ZM201 189H202V188H201ZM201 189H200V190H201ZM207 189H208V188H207ZM211 189H212V188H209L208 190H211ZM242 189H243V190H242ZM15 190H16V189H15ZM17 190H16V192H17ZM19 190H20V189H19ZM19 190H18V191H19ZM191 190H192V189H191ZM197 190H198V189H196V191H197ZM200 190H198V191H200ZM31 191H32V190H31ZM202 191H203V193H204V190H203V189H202ZM259 191H260V190H259ZM259 191H258V192L256 191V193H260ZM263 191H264V190H263ZM21 192H22V191H21ZM21 192H20V193H21ZM205 192H206V194L204 195V197H206V198H207L208 195H210V194L212 193V192L210 193V192L208 191V195H207V191H206V189H205ZM213 192L215 193L214 189H213ZM252 192H253V193H252ZM196 193H197V192H196ZM198 193H199V192H198ZM209 193H210V194H209ZM212 194H213V193H212ZM261 194H262V193H261ZM263 194H264V193H263ZM189 195H190V194H189ZM198 195H200V194H198ZM201 195H202V193H201ZM259 195H260V194H259ZM26 196H27V194H26ZM195 196H196V195L194 194L193 197H195ZM250 196H252L251 198H252L253 202H251V198H250ZM256 196H257V195H256ZM24 197H25V196H24ZM199 197H200V196H199ZM199 197H198V198H199ZM204 197H203V198H204ZM254 197H255V196H254ZM16 198H17V199H16ZM21 198H22V197H21ZM206 198H205V200H206ZM208 198H210V197L208 196ZM257 198H258V196H257ZM257 198H256V199H257ZM260 198H261V196H260ZM194 199H195V198H194ZM200 199H202V198H200ZM210 199H211V198H210ZM214 199H215V198H214ZM214 199H213V201H214ZM261 199H262V198H261ZM196 200H197V197H196ZM205 200H204V201H205ZM21 201H23V200L21 199ZM25 201H26V200H25ZM211 201H212V200H211ZM215 201H216V200H215ZM215 201H214V202H215ZM196 202H197V201H196ZM198 202H200V201H198ZM202 202H203V201L201 200V203H202ZM208 202H209V201H208ZM214 202H213V205H212V203H210L211 206H215V205H216V204L214 205ZM69 203H70V202H69ZM189 203H190V202H189ZM219 203H217V204H219ZM255 203H257V202H255ZM17 204H18V205H17ZM24 205H25V204H24ZM70 205H71V204H70ZM85 205H86V204H85ZM189 205H190V204H189ZM255 205H256V204H255ZM261 205H262V204H261ZM20 206H22V204H20ZM73 206H74V205H73ZM208 206H209V205H208ZM211 206H209V207H211ZM258 206H259V204L257 205V207H258ZM90 207H91V206H90ZM203 207H204V206H203ZM230 207H231V208H230ZM234 207H235V206H234ZM262 207L264 208V206H262ZM23 208H24V206H23ZM84 208H85V207H84ZM86 208H87V207H86ZM99 208H100V207H99ZM196 208H197V207H196ZM199 208H200V207H199ZM205 208H207V207H205ZM211 208H212V207H211ZM211 208H209V209H211ZM213 208H214V207H213ZM215 208H216V207H215ZM80 209H82V208H80ZM92 209H93V208H92ZM200 209H201V208H200ZM230 209H231V210H230ZM259 209H262V208H260V206H259ZM25 210H26V209H25ZM207 210H208V209H207ZM217 210H218V209H217ZM17 211H19V210H17ZM17 211H16V212H17ZM20 211H21V210H20ZM20 211H19L18 213H20ZM21 212L23 213V210H22ZM24 212L26 213V211H24ZM71 212H72V211H71ZM203 212H205V209H204ZM213 212H214V210H213V211L211 210V213H213ZM215 212H216V211H215ZM262 212H264V211H262ZM22 213H21V214H22ZM208 213H209V212H208ZM0 214H1V213H0ZM6 214H5V215H6ZM13 214H15V212H14ZM204 214H206V213H204ZM213 214H214V213H213ZM213 214H212V215H213ZM228 214H227V215H228ZM232 214H233V213H232ZM232 214H230V215H232ZM263 214H264V213H263ZM1 215H2V214H1ZM3 215H4V214H3ZM11 215H12V214H11ZM16 215H18V214L16 213ZM27 215H28V214H27ZM209 215H210V214H209ZM227 215H226V216H227ZM230 215H229V216H230ZM9 216H10V215H9ZM14 216H15V215H14ZM19 216H20V215H19ZM22 216H23V218H24L25 215H24V214L21 215V218H22ZM66 216H67V215H66ZM75 216H76V215H75ZM81 216H82V215H81ZM206 216H207V215H206ZM206 216H205V218H206ZM210 216H211V215H210ZM1 217H3V216H1ZM1 217H0V218H1ZM6 217H7V216H6ZM213 217H214V215H213ZM227 217H228V216H227ZM227 217H226V218H227ZM18 218H19V217H18ZM21 218H19V223H21V222H20V221L22 220ZM28 218H29V217H28ZM202 218H203V217H202ZM214 218H216V217H214ZM231 218H232V216H230V220H231ZM7 219H11V218H7ZM15 219H16V218H15ZM15 219H14V220H15ZM20 219H21V220H20ZM60 219H61V218H60ZM73 219H74V218H73ZM2 220H4V218L0 220V232H1L2 230L5 231V230H6V227L8 226V225L6 226V224H7V223H6V221H7L6 218H5L6 221H5V220L2 221ZM14 220H13V221H14ZM69 220H70V219H69ZM263 220H264V219H263ZM10 221H11V220H10ZM16 221H17V220H16ZM16 221H15V222H16ZM58 221H59V220H58ZM75 221H76V220H75ZM78 221H79V220H78ZM208 221H209V220H208ZM213 221H214V220H213ZM239 221H238V222H239ZM17 222H18V221H17ZM62 222H63V220H62ZM238 222H237V223H238ZM243 222H244V221H243ZM10 223H11V222H10ZM19 223H18V226H19ZM56 223H57V222H56ZM203 223H204V222H203ZM214 223H215V221H214ZM244 223H245V222H244ZM247 223H246V224H247ZM12 224H13V223H12ZM12 224H10V225H12ZM14 224H17V223H14ZM24 224H25V222L23 223V226H24ZM210 224H212V223L210 222ZM218 224H217V225H218ZM239 224H241V223L239 222ZM68 225H69V224H68ZM215 225H216V224H215ZM217 225L215 226L216 228H217ZM237 225H238V224H237ZM242 225H243V224H242ZM242 225H241V226L239 225L238 227L243 228ZM13 226H14V225H13ZM15 226H16V225H15ZM25 226H26V225H25ZM76 226H77V224H76ZM212 226H213V225H212ZM244 226H247V225L244 224ZM9 227H10V226H9ZM215 227H214V229H215ZM257 227H256V228H257ZM18 228L20 229V227H18ZM25 228H26V227H25ZM77 228H78V227H77ZM77 228H76V229H77ZM212 228H213V227H212ZM219 228H220V227H219ZM222 228H223V227H222ZM241 228H240V229H241ZM244 228H245V227H244ZM247 228H248V227H247ZM251 228L253 229V227H251ZM251 228H250V229H251ZM261 228H262V226H261ZM8 229H9V228H8ZM11 229H12V228H11ZM26 229H27V228H26ZM220 229H221V228H220ZM225 229H226V228H225ZM258 229H260V228H258ZM21 230H23V227L20 229V231H21ZM28 230H29V229H28ZM34 230H35V229H34ZM80 230H81V229H80ZM82 230H83V229H82ZM205 230H206V229H205ZM211 230H212V229H211ZM226 230H227V229H226ZM228 230H227V231H228ZM14 231H15V230H14ZM16 231H17V230H16ZM202 231H203V230H202ZM218 231H220V230H218ZM227 231H226V232H227ZM239 231H240V230H239ZM245 231H246V230H245ZM245 231L242 232V230H241L242 233H244ZM258 231H259V230H258ZM261 231H262V230H261ZM5 232L8 233V230L5 231ZM12 232H13V230H12ZM17 232H18V231H17ZM21 232H22V231H21ZM25 232H27V231H25ZM29 232H30V231H29ZM34 232H35V231H34ZM206 232H207V231H206ZM213 232H216V231H212V233H213ZM221 232H222L223 234H226L225 232H223V229H222ZM241 232H239V233H241ZM246 232H247V231H246ZM248 232H249V230H248ZM251 232H252V231H251ZM253 232H254V231H253ZM253 232H252V233H253ZM1 233H3V232H1ZM216 233H217V232H216ZM219 233H220V232H219ZM256 233H258V232H256ZM261 233H263V232H261ZM14 234H15V233H14ZM14 234H13V236H14ZM31 234H32V233H31ZM31 234H30V235H31ZM79 234H80V233H79ZM83 234H84V233H83ZM210 234H211V233H210ZM245 234H246V233H244L243 236H245ZM249 234H250V233H249ZM249 234H247V236H248ZM0 235H2V234H0ZM10 235H11V234H10ZM23 235H24V233H23ZM28 235H29V234H28ZM214 235H215V234H214ZM238 235H239V234H238ZM250 235H251V234H250ZM250 235H249V237H251ZM259 235H260V233H259ZM261 235H262V234H261ZM5 236H6V235H4V237H5ZM11 236H12V235H11ZM13 236H12V239H11V240H13V238H14ZM218 236L221 237L220 235H218ZM226 236H227V235H226ZM226 236H224V238H226ZM239 236H240V238H241L242 234L239 235ZM262 236H263V235H262ZM262 236H261V237H262ZM4 237H3V238H4ZM8 237H9V234H8ZM21 237H22V235H21ZM26 237H27V236H26ZM227 237H228V236H227ZM236 237H238V236H236ZM236 237H235V238H236ZM10 238H11V237H10ZM10 238H7V241H8V239H10ZM24 238H25V237L23 236V239H24ZM27 238H28V237H27ZM222 238H223V237H222ZM231 238H232V237H231ZM235 238H234V239H235ZM240 238L238 237V239H240ZM245 238H246V237H245ZM5 239H6V238H5ZM216 239H217V238H216ZM216 239H215V240H216ZM228 239H229V238H228ZM250 239L252 240V238H250ZM250 239H246V240H250ZM263 239H264V238H263ZM263 239H262L261 241H263ZM3 240H4V239H3ZM16 240H17V239H16ZM16 240H14L13 243H12V241L8 242V243H12V244L10 245V247H9V248H10V249H9L10 251H7V252H10V253H9V254H10V255H9V256H10V259H9V261L4 262L3 258H1V256H2V255H1V250H3V249H2V244H1V243H3V242H1L2 240H1V238H0V264H20L21 259L23 258V255H24V251H25V250H24L23 246H24L25 244H22V245H23V246H22V245H21L18 241H16ZM31 240H32V239H31ZM98 240H99V239H98ZM217 240H218V239H217ZM219 240H220V238H219ZM223 240H225V239H223ZM226 240H227V239H226ZM226 240H225V241H226ZM230 240L233 241V238L230 239ZM230 240H227V241H230ZM242 240H243V239H242ZM244 240H245V239H244ZM255 240H256V239H255ZM26 241H27V240H26ZM225 241H224V242H225ZM227 241H226V242H227ZM232 241H230V242H232ZM240 241H241V240H240ZM240 241H239V242L236 241V242H238V244H239ZM261 241H260V242H261ZM5 242H6V241H5ZM5 242H4V244H5ZM29 242H30V241H29ZM60 242H61V241H60ZM236 242H234V243H235L236 246H237L236 249H238V246H239V245H238ZM245 242H246V241H245ZM251 242H252V241H251ZM263 242H264V241H263ZM22 243H23V242H22ZM220 243H221V242H220ZM232 243H233V242H232ZM242 243H243V242H242ZM247 243H248V242H247ZM87 244H88V243H87ZM92 244H93V243H92ZM97 244H98V243H97ZM97 244H96V245H97ZM215 244H216V242H215ZM218 244H219V243H218ZM222 244L224 245L223 247H225V244H226V243H225V244L222 243ZM222 244H221V245H222ZM230 244H231V243H230ZM235 244H234V245H235ZM248 244H249V243H248ZM261 244H262V243H261ZM263 244H264V243H263ZM213 245H214V244H213ZM251 245H252V244H251ZM7 246H9V245H7ZM25 246H26V245H25ZM86 246H87V245H86ZM97 246H98V245H97ZM219 246H220V245H219ZM232 246H233V245H232ZM236 246H235V247H236ZM259 246H260V245H259ZM261 246L263 247V245H261ZM3 247H4V246H3ZM93 247H94V246H93ZM100 247H101V246H100ZM105 247H106V246H105ZM216 247H217V246H216ZM248 247H249V246H248ZM252 247H253V246H252ZM256 247H258V245H257ZM262 247H259V248L262 249ZM5 248H6V247H5ZM5 248H4V249H5ZM219 248H221V247H219ZM219 248L217 247V249H219ZM249 248H250V247H249ZM263 248H264V247H263ZM26 249H27V248H26ZM102 249H103V248H102ZM234 249H235V248H234ZM7 250H8V249H7ZM27 250H28V249H27ZM29 250H30V249H29ZM31 250H32V249H31ZM49 250H52V249H49ZM99 250H100V249H99ZM106 250H107V249H106ZM225 250H226V249H225ZM228 250H229V249H228ZM250 250H251V249H250ZM257 250H258V249H257ZM3 251H4V250H3ZM85 251H86V250H85ZM218 251H220V249H219ZM232 251H233V249H232ZM246 251H248V250H246ZM260 251H262V250H260ZM263 251H264V250H263ZM263 251H262V253H263ZM81 252H82V251H81ZM216 252H217V251H216ZM220 252L222 253V251H220ZM244 252H245V251H244ZM257 252H258V251H257ZM4 253H5V251H4ZM247 253H249V252H247ZM6 254H7V253H6ZM28 254H29V253H28ZM59 254H61V253H59ZM83 254H84V253H83ZM87 254H88V253H87ZM249 254H250V253H249ZM259 254H260V253H259ZM26 255H27V254H26ZM26 255H25V256H26ZM31 255H32V254H31ZM154 255H155V254H154ZM240 255H241V257H242V252H241ZM243 255H244V254H243ZM245 255H246V254H245ZM245 255H244V256H245ZM247 255H248V254H247ZM257 255H258V254H257ZM6 256H8V255H6ZM230 256H231V255H230ZM27 257H29V255H28ZM47 257H48V256H47ZM258 257H259V256H258ZM8 258H9V257H8ZM81 258H82V257H81ZM155 258H156V257H155ZM220 258H221V257H220ZM227 258H228V257H227ZM232 258H233V256H232ZM244 258H245V257H244ZM252 258H253V257H252ZM261 258H262V257H261ZM23 259L26 260V258H23ZM41 259H42V258H41ZM88 259H89V257H88ZM162 259H163V258H162ZM239 259H240V258H239ZM246 259H249V257H247ZM7 260H8V259H7ZM58 260H60V259H58ZM64 260H65V259H64ZM236 260H237V259H236ZM256 260H257V259H256ZM27 261H28V260H27ZM114 261H115V260H114ZM241 261H242V260H241ZM261 261H263V260H261ZM25 262H26V261H25ZM37 262H38V261H37ZM41 262H42V261H41ZM44 262H45V261H44ZM44 262H43V263H44ZM58 262H59V261H58ZM62 262H63V260H62ZM247 262H248V260H247ZM255 262H256V261H255ZM27 263H28V262H26V264H27ZM32 263H33V262H32ZM112 263H113V261H112ZM157 263H158V262H157ZM236 263H237V262H236ZM239 263H240V262H239ZM239 263H238V264H239ZM245 263H246V262H245ZM245 263H244V264H245ZM258 263H261L260 260H258ZM262 263H264V262H262ZM22 264H23V261H22ZM28 264H29V263H28ZM53 264H54V263H53ZM56 264H57V263H56ZM247 264H248V263H247Z\"/></svg>","mask_w":264,"mask_h":264}]
</instances>
